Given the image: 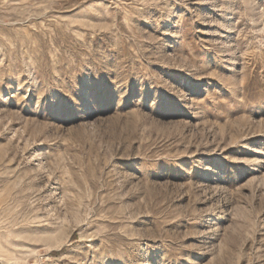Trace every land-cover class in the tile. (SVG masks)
Returning a JSON list of instances; mask_svg holds the SVG:
<instances>
[{"label": "rangeland", "instance_id": "1", "mask_svg": "<svg viewBox=\"0 0 264 264\" xmlns=\"http://www.w3.org/2000/svg\"><path fill=\"white\" fill-rule=\"evenodd\" d=\"M0 264H264V0H0Z\"/></svg>", "mask_w": 264, "mask_h": 264}]
</instances>
